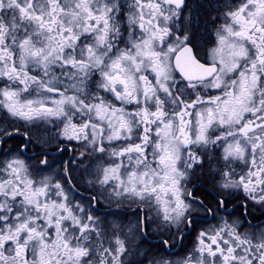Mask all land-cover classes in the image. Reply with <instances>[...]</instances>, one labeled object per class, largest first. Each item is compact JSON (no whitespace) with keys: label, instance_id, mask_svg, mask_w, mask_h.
<instances>
[{"label":"snow or ice","instance_id":"snow-or-ice-1","mask_svg":"<svg viewBox=\"0 0 264 264\" xmlns=\"http://www.w3.org/2000/svg\"><path fill=\"white\" fill-rule=\"evenodd\" d=\"M0 264H264V0H0Z\"/></svg>","mask_w":264,"mask_h":264},{"label":"flooded vegetation","instance_id":"flooded-vegetation-1","mask_svg":"<svg viewBox=\"0 0 264 264\" xmlns=\"http://www.w3.org/2000/svg\"><path fill=\"white\" fill-rule=\"evenodd\" d=\"M153 243H155V241H153Z\"/></svg>","mask_w":264,"mask_h":264}]
</instances>
